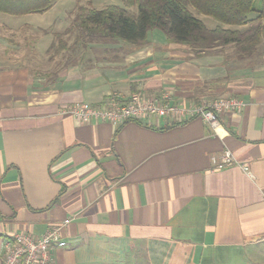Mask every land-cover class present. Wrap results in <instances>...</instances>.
<instances>
[{"label": "crops", "instance_id": "crops-1", "mask_svg": "<svg viewBox=\"0 0 264 264\" xmlns=\"http://www.w3.org/2000/svg\"><path fill=\"white\" fill-rule=\"evenodd\" d=\"M9 23L0 19L12 35L0 33V264L5 240L66 219L52 264H264V59L232 44L196 57L154 29L145 45L70 47L69 61H48L56 34L37 57L39 42L15 43ZM138 92L245 106L217 128L62 113ZM226 151L236 163L217 169Z\"/></svg>", "mask_w": 264, "mask_h": 264}, {"label": "trees", "instance_id": "trees-1", "mask_svg": "<svg viewBox=\"0 0 264 264\" xmlns=\"http://www.w3.org/2000/svg\"><path fill=\"white\" fill-rule=\"evenodd\" d=\"M55 0H0V13L21 16L44 13ZM122 0L123 5H108L102 9H87L76 16L74 25L56 38L75 35L72 45L87 47L93 44L145 45L154 29L163 32L168 42L186 44L194 56L211 53L216 48L237 45L238 51L250 54L264 34V0ZM137 7V13L131 7ZM210 16L223 25L247 26L242 31L229 27L209 28L193 11ZM255 14L251 18L250 15ZM247 44V45H246ZM56 48V39L50 51ZM252 50V51H249ZM243 57V56H242ZM143 122V121H138Z\"/></svg>", "mask_w": 264, "mask_h": 264}, {"label": "built area", "instance_id": "built-area-1", "mask_svg": "<svg viewBox=\"0 0 264 264\" xmlns=\"http://www.w3.org/2000/svg\"><path fill=\"white\" fill-rule=\"evenodd\" d=\"M245 103L235 96L218 97L192 102H172L169 94L150 97L142 93H134L127 98L118 94L109 96L104 106L85 103H74L63 107L62 113L76 117L83 123L108 121L114 125H122L129 121L151 122L153 119L166 118L175 123H182L195 118H201L212 128L220 125L219 115L225 110L241 112ZM217 169H223L235 164L229 151L221 160L213 158ZM244 167V170H247ZM69 222L49 229L40 236L29 233H16L2 244V264H52L53 252L57 247H65L66 240L61 237V228Z\"/></svg>", "mask_w": 264, "mask_h": 264}, {"label": "rangeland", "instance_id": "rangeland-1", "mask_svg": "<svg viewBox=\"0 0 264 264\" xmlns=\"http://www.w3.org/2000/svg\"><path fill=\"white\" fill-rule=\"evenodd\" d=\"M108 5H119L122 6V0H55L53 7L44 13H31L21 16H10L7 14L0 13V19L9 20V25L15 28L16 34L14 37V42L16 43H23V44H29L33 40L36 42H39L38 45H40L39 50L34 53L35 56L41 57L42 51L43 54L46 52L45 40L47 42L53 41L55 38L56 32L62 33L67 28H71L74 25V20L76 19V16L80 14H84V12L87 11V9H102ZM260 5V0H257L256 6L258 7ZM131 12L137 13V7H131ZM193 13L200 18L207 27L209 28H215L217 26H223V27H229L230 29H239V30H246L247 26H228L223 25L216 19L206 16L204 14H201L191 8ZM251 18L255 17V14L250 15ZM264 22V20H263ZM26 24H30V27H27ZM24 25L26 27H24ZM44 28V29H42ZM19 29V30H18ZM14 30V29H13ZM48 30V31H47ZM1 36H8L11 37L12 35L6 30L0 31ZM30 42H29V40ZM12 39V38H11ZM24 39H27L28 41L25 42ZM63 43L65 44L66 41H68V45H72L75 40V35L70 36H63L61 37ZM61 39H56V48L52 51H49L48 54V61L50 60H57L61 59L63 61H69L71 59V52L69 50L70 47L63 46V43H61ZM235 46L236 53H238L241 57L248 58L252 56V60L258 62L260 60L264 59V34L261 36V40L258 44H255L253 46V52L250 54L248 53H240L237 49V45L232 44ZM247 45V44H246ZM83 47V46H82ZM82 47H77L79 50H81ZM252 51V50H249ZM47 53V52H46ZM45 53V54H46ZM79 53L76 55L74 53L73 55L75 57L78 56H86V54ZM20 57L24 60L25 55L20 54ZM6 57V56H5ZM74 60V59H72ZM11 65V64H10ZM112 95V94H111ZM258 264H263L262 262Z\"/></svg>", "mask_w": 264, "mask_h": 264}]
</instances>
